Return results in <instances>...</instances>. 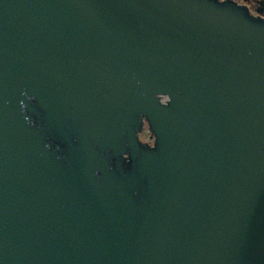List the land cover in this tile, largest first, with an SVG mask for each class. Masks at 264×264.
<instances>
[{"label": "water", "instance_id": "95a60500", "mask_svg": "<svg viewBox=\"0 0 264 264\" xmlns=\"http://www.w3.org/2000/svg\"><path fill=\"white\" fill-rule=\"evenodd\" d=\"M253 4L0 0V264H264Z\"/></svg>", "mask_w": 264, "mask_h": 264}, {"label": "rangeland", "instance_id": "374dc122", "mask_svg": "<svg viewBox=\"0 0 264 264\" xmlns=\"http://www.w3.org/2000/svg\"><path fill=\"white\" fill-rule=\"evenodd\" d=\"M149 137H150V133L148 132V130L146 128L139 135V139L142 142H149L150 143L151 142V139Z\"/></svg>", "mask_w": 264, "mask_h": 264}, {"label": "flooded vegetation", "instance_id": "af4514ba", "mask_svg": "<svg viewBox=\"0 0 264 264\" xmlns=\"http://www.w3.org/2000/svg\"><path fill=\"white\" fill-rule=\"evenodd\" d=\"M237 3L239 4H245L248 6V8H250V10H254V4H253V0H235ZM151 139V137H150ZM151 142H152V139H151ZM150 142V143H151Z\"/></svg>", "mask_w": 264, "mask_h": 264}, {"label": "built area", "instance_id": "2783aa9c", "mask_svg": "<svg viewBox=\"0 0 264 264\" xmlns=\"http://www.w3.org/2000/svg\"><path fill=\"white\" fill-rule=\"evenodd\" d=\"M149 143V142H148Z\"/></svg>", "mask_w": 264, "mask_h": 264}]
</instances>
